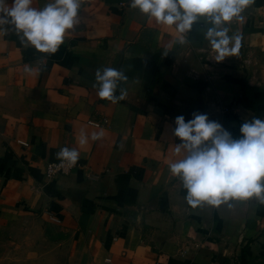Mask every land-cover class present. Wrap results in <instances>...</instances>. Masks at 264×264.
<instances>
[{"label":"crops","instance_id":"0c3cea01","mask_svg":"<svg viewBox=\"0 0 264 264\" xmlns=\"http://www.w3.org/2000/svg\"><path fill=\"white\" fill-rule=\"evenodd\" d=\"M130 2L81 0L80 23L52 54L22 46L10 26L0 35V264H264V203L191 209L169 171L186 155L175 153L177 116L202 111L233 138L264 119V0L231 22L240 49L222 62L203 18L181 43ZM104 67L127 76L115 104L93 88ZM64 147L78 161L46 179Z\"/></svg>","mask_w":264,"mask_h":264},{"label":"clouds","instance_id":"9594fccd","mask_svg":"<svg viewBox=\"0 0 264 264\" xmlns=\"http://www.w3.org/2000/svg\"><path fill=\"white\" fill-rule=\"evenodd\" d=\"M254 0H131L130 8L136 9L158 25L174 26L184 43V34L194 23L203 18L211 26L205 39L214 53V61L222 62L235 56L240 49L241 35H229L233 20L242 22L243 13ZM81 0H51L43 8L33 6V0H0V35L14 30L24 47H32L38 53H55L80 23L78 12ZM26 70H30L25 66ZM127 80L123 71L104 67L95 72L93 88L101 100L113 104L123 100L126 92L119 83ZM173 137L180 143L175 153L182 150L185 157L169 165L170 173L182 181L187 195L184 198L191 209L201 205L218 207L228 201L246 202L256 198L264 203V119L245 120L239 128V137L224 129L206 113L194 112L185 121L184 116L174 120ZM103 134L94 133L93 141ZM88 137L81 132L79 143L84 145ZM80 153L75 149L61 148L57 159L62 164L75 165Z\"/></svg>","mask_w":264,"mask_h":264},{"label":"built area","instance_id":"2783aa9c","mask_svg":"<svg viewBox=\"0 0 264 264\" xmlns=\"http://www.w3.org/2000/svg\"><path fill=\"white\" fill-rule=\"evenodd\" d=\"M105 119H102V121L96 122V121H89L88 123L94 126H98L101 123H104ZM22 145H25L26 143L24 142H19ZM74 165H70L67 162H64L62 164L61 160L57 159L55 161H50L48 163H46L45 167H44V177L46 179H52L55 176L59 175V174H66Z\"/></svg>","mask_w":264,"mask_h":264},{"label":"water","instance_id":"95a60500","mask_svg":"<svg viewBox=\"0 0 264 264\" xmlns=\"http://www.w3.org/2000/svg\"><path fill=\"white\" fill-rule=\"evenodd\" d=\"M200 113H203L202 111H200Z\"/></svg>","mask_w":264,"mask_h":264}]
</instances>
